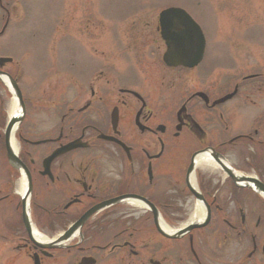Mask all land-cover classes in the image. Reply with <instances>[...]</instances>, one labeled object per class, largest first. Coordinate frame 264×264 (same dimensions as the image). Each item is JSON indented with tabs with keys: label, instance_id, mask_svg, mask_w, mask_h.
Masks as SVG:
<instances>
[{
	"label": "flooded vegetation",
	"instance_id": "flooded-vegetation-1",
	"mask_svg": "<svg viewBox=\"0 0 264 264\" xmlns=\"http://www.w3.org/2000/svg\"><path fill=\"white\" fill-rule=\"evenodd\" d=\"M214 1L241 24L264 12ZM18 3L0 0V264H264V39L227 28L210 61L181 15L73 12L54 32L92 62L50 57L28 84L1 47Z\"/></svg>",
	"mask_w": 264,
	"mask_h": 264
},
{
	"label": "rangeland",
	"instance_id": "rangeland-1",
	"mask_svg": "<svg viewBox=\"0 0 264 264\" xmlns=\"http://www.w3.org/2000/svg\"><path fill=\"white\" fill-rule=\"evenodd\" d=\"M18 2L19 20L1 39L3 41L1 47L6 51L23 53L28 84L39 78L38 73L51 60L50 57L54 56L52 62L58 63L61 67H66L71 60L75 61L78 71H85L89 62H92L94 57L85 52L81 38L54 32L61 22L68 24L70 20L72 23L68 14L73 12L74 23L79 28L92 23L110 27L125 22L136 12H145L153 16L168 7L184 9L205 32L210 61L223 51L219 45L228 47L223 42L221 34V31H224L228 35L227 28H234L236 30L234 33L240 36L264 39L263 11L260 20L253 18L250 23L241 24L237 19L230 18L229 12L224 11L223 4L218 5L214 0H18ZM224 13L228 16L225 17ZM51 40L59 41L55 53H51L48 48L47 42ZM20 41H24L26 47L21 46ZM47 84L48 87H52L53 80L47 81L41 87ZM3 96L5 103L9 104L10 97L4 93Z\"/></svg>",
	"mask_w": 264,
	"mask_h": 264
},
{
	"label": "water",
	"instance_id": "water-1",
	"mask_svg": "<svg viewBox=\"0 0 264 264\" xmlns=\"http://www.w3.org/2000/svg\"><path fill=\"white\" fill-rule=\"evenodd\" d=\"M178 13H180L179 10L177 9H168V10H165L161 13V17H160V22L162 24H167V20L172 17V16H176V15H179ZM180 16V15H179ZM188 17V16H187ZM187 21L192 24V25H196L195 22L190 18L188 17ZM167 57V56H166ZM170 57H171V54H170Z\"/></svg>",
	"mask_w": 264,
	"mask_h": 264
},
{
	"label": "bare ground",
	"instance_id": "bare-ground-1",
	"mask_svg": "<svg viewBox=\"0 0 264 264\" xmlns=\"http://www.w3.org/2000/svg\"><path fill=\"white\" fill-rule=\"evenodd\" d=\"M14 106H16L15 100H13V105L11 106V109L10 110L14 109L15 108Z\"/></svg>",
	"mask_w": 264,
	"mask_h": 264
}]
</instances>
